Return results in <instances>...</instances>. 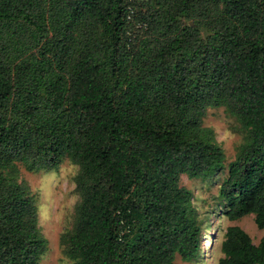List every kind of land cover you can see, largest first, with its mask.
Here are the masks:
<instances>
[{"label": "trees", "instance_id": "1", "mask_svg": "<svg viewBox=\"0 0 264 264\" xmlns=\"http://www.w3.org/2000/svg\"><path fill=\"white\" fill-rule=\"evenodd\" d=\"M83 14L102 66L73 49ZM218 106L247 133L219 186L225 215L263 228L264 0H0V264H39L47 249L18 163L63 157L79 168L61 234L72 264L195 259L201 226L179 177L222 167L202 126ZM221 250L217 264H264V237L236 224Z\"/></svg>", "mask_w": 264, "mask_h": 264}, {"label": "rangeland", "instance_id": "2", "mask_svg": "<svg viewBox=\"0 0 264 264\" xmlns=\"http://www.w3.org/2000/svg\"><path fill=\"white\" fill-rule=\"evenodd\" d=\"M80 25L74 34L73 49L80 54L89 52L93 60L102 66L106 54L99 44L92 18L83 14ZM69 70H72L71 65ZM202 126L211 130L212 140L222 148L225 156L222 167L207 177L180 174L179 184L192 192V205L198 211L200 248L195 259L184 260L176 254L174 264H217L224 256L221 243L225 228L231 224L242 227L254 243L264 237V227H256L253 214L229 220L225 215L227 203L219 194L229 162L247 139L245 128L223 106L208 107ZM78 171V165L67 157H63L55 169L28 170L21 162L18 163L19 180L28 186L34 196L38 226L47 239V249L39 264H72L73 260L64 252L61 234L71 229L75 220L79 196L74 178Z\"/></svg>", "mask_w": 264, "mask_h": 264}]
</instances>
